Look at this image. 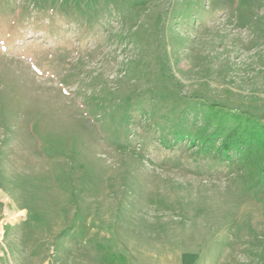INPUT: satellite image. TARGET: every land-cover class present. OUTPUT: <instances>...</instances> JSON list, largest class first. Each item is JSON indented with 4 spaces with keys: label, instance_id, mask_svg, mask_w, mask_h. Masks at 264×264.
<instances>
[{
    "label": "rangeland",
    "instance_id": "374dc122",
    "mask_svg": "<svg viewBox=\"0 0 264 264\" xmlns=\"http://www.w3.org/2000/svg\"><path fill=\"white\" fill-rule=\"evenodd\" d=\"M207 103L264 123V0H0V264H264Z\"/></svg>",
    "mask_w": 264,
    "mask_h": 264
},
{
    "label": "trees",
    "instance_id": "16d2710c",
    "mask_svg": "<svg viewBox=\"0 0 264 264\" xmlns=\"http://www.w3.org/2000/svg\"><path fill=\"white\" fill-rule=\"evenodd\" d=\"M198 106L189 110L194 111L192 118L184 117L181 127L174 129L175 140L188 138L196 142L199 139L202 150H215L220 160L227 159L240 168L245 183H264V123L261 119L249 111H236L218 103ZM197 110L203 113L201 121ZM205 126L212 127V131L205 133ZM102 259L106 264H126L125 256L109 250L103 253Z\"/></svg>",
    "mask_w": 264,
    "mask_h": 264
}]
</instances>
